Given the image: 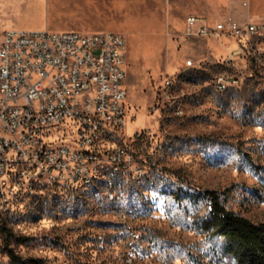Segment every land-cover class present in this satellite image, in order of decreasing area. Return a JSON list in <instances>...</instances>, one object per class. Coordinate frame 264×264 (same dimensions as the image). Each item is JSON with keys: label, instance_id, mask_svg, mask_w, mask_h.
I'll return each mask as SVG.
<instances>
[{"label": "rangeland", "instance_id": "1", "mask_svg": "<svg viewBox=\"0 0 264 264\" xmlns=\"http://www.w3.org/2000/svg\"><path fill=\"white\" fill-rule=\"evenodd\" d=\"M78 1L25 0L8 21L13 29L39 30L49 20L50 29L67 30L55 26L75 21ZM192 1L115 0L105 21L126 36L128 47L127 125L111 145L132 142L158 164L140 178L105 168L77 190L43 178L40 195L4 197L10 210L0 215V264H25L29 257L126 264L128 255L132 264H235L224 238L206 225L208 192L216 191L230 210L264 221V67L240 61L243 83L219 92L211 78L221 65L186 66L188 57L221 63L231 46L185 34ZM252 4L264 17V0ZM79 9L83 22L95 16L82 4ZM169 75L179 76L171 95L186 94L182 115L174 112L180 100L171 102L162 86ZM142 129L149 136L135 141Z\"/></svg>", "mask_w": 264, "mask_h": 264}, {"label": "built area", "instance_id": "2", "mask_svg": "<svg viewBox=\"0 0 264 264\" xmlns=\"http://www.w3.org/2000/svg\"><path fill=\"white\" fill-rule=\"evenodd\" d=\"M239 2L240 12L234 5L215 22L197 13L186 17L187 36L231 44L221 63L194 57L185 62L221 65L211 78L219 92L228 81L243 83L240 61L250 58L264 67V17L252 13L251 0ZM127 50L126 36L115 30L0 32V215L10 210L4 205L6 194L40 195L43 178H51V186L79 189L84 173L126 167L131 178H139L158 164L155 154L142 153L132 142L111 145L127 125ZM178 79L166 76L162 86L171 102L180 100V110L174 112L182 115L185 92L171 95ZM102 128H115V135H102ZM65 134L73 141H60ZM149 134L142 129L134 140ZM8 172H20L14 189L6 188ZM125 262L132 264L133 256Z\"/></svg>", "mask_w": 264, "mask_h": 264}, {"label": "trees", "instance_id": "3", "mask_svg": "<svg viewBox=\"0 0 264 264\" xmlns=\"http://www.w3.org/2000/svg\"><path fill=\"white\" fill-rule=\"evenodd\" d=\"M208 194L211 209L206 225L224 238L226 254L235 264H264V221L255 222L230 210L214 190ZM24 263L50 264L42 257H29Z\"/></svg>", "mask_w": 264, "mask_h": 264}, {"label": "crops", "instance_id": "4", "mask_svg": "<svg viewBox=\"0 0 264 264\" xmlns=\"http://www.w3.org/2000/svg\"><path fill=\"white\" fill-rule=\"evenodd\" d=\"M25 0H0V28L1 29H13L14 24H11L8 20L17 14L20 10L22 2ZM79 0L77 3V8L73 15L75 16V21L73 23H68L66 25H56L55 29H67V30H81L86 32L101 31V30H112L108 29L105 25V21L108 19V11L110 8L114 7L115 0ZM123 1V0H122ZM49 2V0H47ZM126 2V1H125ZM82 5L94 11L95 16L90 22H83L81 19L79 7ZM236 5V11L240 12L242 10L241 3L239 0H194L190 4L189 8L193 11L190 13H197L206 15L211 22H215L220 18V14L223 10L232 11ZM161 10V8H160ZM162 11V10H161ZM251 11L256 17H260L253 11V4L251 0ZM187 14V15H188ZM168 26V14L164 16ZM187 17V16H186ZM186 17L184 19V26H186ZM52 23L48 21L43 22L40 29H50ZM53 27V26H52ZM54 28V27H53ZM168 31V29H167ZM210 40V39H209ZM168 41L171 42L168 38ZM215 41V40H211ZM198 56V55H195ZM199 59V58H195Z\"/></svg>", "mask_w": 264, "mask_h": 264}, {"label": "bare ground", "instance_id": "5", "mask_svg": "<svg viewBox=\"0 0 264 264\" xmlns=\"http://www.w3.org/2000/svg\"><path fill=\"white\" fill-rule=\"evenodd\" d=\"M188 67H197V66H188ZM234 83L237 82L228 81V88ZM215 88L218 89V83H215ZM228 88H222V91L227 90ZM176 110H180V107H178ZM102 135H115V128H102ZM107 169H111L112 172L116 174L131 175V171L127 170L126 167H113V169L112 168H107ZM102 175H103V171H94L93 173L81 174V176L79 177V189L90 187L91 184L95 183V181L98 180ZM143 175L144 172H141L139 178L142 177ZM19 179H20V172H8L6 174V188L14 189V184L17 183ZM63 185L66 186V184ZM71 189L77 190L78 188H71ZM24 194L25 193H9L6 194L5 197L10 195L11 198H17V197H22Z\"/></svg>", "mask_w": 264, "mask_h": 264}]
</instances>
